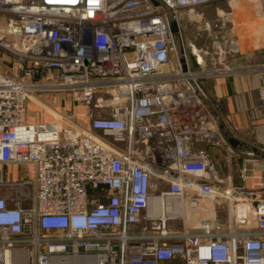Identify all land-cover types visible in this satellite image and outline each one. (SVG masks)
<instances>
[{
  "label": "built area",
  "instance_id": "obj_1",
  "mask_svg": "<svg viewBox=\"0 0 264 264\" xmlns=\"http://www.w3.org/2000/svg\"><path fill=\"white\" fill-rule=\"evenodd\" d=\"M155 1L0 0V165L22 169L0 174V264H264V197L200 146L215 129L199 79L233 72L240 51L220 31L230 0ZM188 21L211 36L208 67H181ZM257 97L264 119V83ZM28 101L53 120L28 122Z\"/></svg>",
  "mask_w": 264,
  "mask_h": 264
},
{
  "label": "crops",
  "instance_id": "obj_2",
  "mask_svg": "<svg viewBox=\"0 0 264 264\" xmlns=\"http://www.w3.org/2000/svg\"><path fill=\"white\" fill-rule=\"evenodd\" d=\"M238 3L240 2L235 4L240 6L235 7L237 12L248 5V3H240V5ZM253 6L255 9L259 7L256 0L253 1ZM246 15L241 18V22L246 23V27H251L256 22V18ZM232 21L234 24L233 17ZM247 33L252 39V45L240 48L238 55L230 59V64L235 69L233 72L199 79L205 93V110L215 129V138L200 146L218 164L220 176L230 175L232 185L243 183L249 191L264 197V119L259 113L257 97V89L264 83V70L248 69L250 66L264 65V39L253 35V29ZM182 34L184 35V25ZM205 57L198 55L196 62L190 60V68L208 67L210 63ZM5 67L11 68V63H0V72L6 71ZM40 97L54 110L76 117L75 106L63 94H41ZM26 110L28 122L53 120L50 112L31 101L26 102ZM229 136L237 142L231 144L228 141ZM241 166H247L249 169L248 176L243 181L239 177ZM21 170L19 166L0 165V174L4 173L11 178H17ZM1 192L3 191L0 190Z\"/></svg>",
  "mask_w": 264,
  "mask_h": 264
},
{
  "label": "rangeland",
  "instance_id": "obj_3",
  "mask_svg": "<svg viewBox=\"0 0 264 264\" xmlns=\"http://www.w3.org/2000/svg\"><path fill=\"white\" fill-rule=\"evenodd\" d=\"M231 1H234L235 4L237 2H240V3H244V4L248 3V5H246L247 7L245 9L241 8L240 11L237 12V9L235 7H240V6H237L235 4L230 3V5H232L233 7L228 8L227 5L225 4V2L218 4V6H220L221 8L227 7L225 12L226 11L230 12V16L233 17V19H234V26L233 27L230 26L229 23H227L224 26V28L220 29V31L225 32L227 35H231V34L234 36L238 35L239 37L237 36L236 38H237V40H239L238 44H239L241 49L244 47H248V46L252 45V42H251L252 39L248 36V33H247L249 30L251 32V30L253 29V32H254L253 35L258 36V38L260 36L261 38L264 39V19L261 15V11L259 9L260 4L258 3L259 7L255 9V7L253 6L254 0H231ZM240 3H238V4L240 5ZM249 5H251V6H249ZM251 10H252V12H251ZM215 13H216L215 7H212V6L204 11V14L206 16H208L209 19H211L215 15ZM245 14H247L248 16L252 15L253 17L256 18V22L251 27H248V26L246 27V23L243 24V22H241V18H244L243 16ZM238 15H240V16H238ZM198 23L199 22H196V21H194V23H192V21L191 22L188 21L187 24H185V26H184V35H183V37H184L183 41H184V47H185L184 52H185V55H186L188 61L193 60L194 62H196L198 55H201L202 58H204L205 54H203V51H202L203 49H206L208 52H211L210 47L209 48L205 47V44L210 46L211 36L206 35V34H202L201 36L197 35V32H200V29L198 27ZM177 35L178 34H176V38L178 41L179 36H177ZM241 36H242V38H241ZM242 39H243V43H242ZM254 39H257V38H254ZM244 40H247V42H244ZM188 41L193 43L195 45L196 49L199 51V53L197 52V55H196V53H193L190 50V47L187 45ZM210 56H213V55L210 54ZM73 106H75L74 109H75V113H76L75 114L76 118L81 122L84 119L85 107L82 105H78V104H73ZM205 143H207V142H205ZM27 167H29V166H27ZM23 170H24V172L28 171L26 166L23 168ZM203 202H205L210 207L213 206V203L211 201H203ZM221 205H223V204H221ZM225 213H226L225 210H222V211L217 210V215L219 218L220 217L224 218L226 215ZM189 223L192 224V222H190V220H189Z\"/></svg>",
  "mask_w": 264,
  "mask_h": 264
},
{
  "label": "water",
  "instance_id": "obj_4",
  "mask_svg": "<svg viewBox=\"0 0 264 264\" xmlns=\"http://www.w3.org/2000/svg\"><path fill=\"white\" fill-rule=\"evenodd\" d=\"M155 4L157 3L155 0H152ZM168 24H169V29L172 33L174 34H178L179 32V28H178V24H177V21L175 19H170L168 21ZM179 61H180V64H181V67L183 70H186L187 69V63H186V56H185V53L183 50H181V57L179 58ZM228 141L231 143V144H234L237 142V140H235L233 137L229 136L228 137Z\"/></svg>",
  "mask_w": 264,
  "mask_h": 264
},
{
  "label": "bare ground",
  "instance_id": "obj_5",
  "mask_svg": "<svg viewBox=\"0 0 264 264\" xmlns=\"http://www.w3.org/2000/svg\"><path fill=\"white\" fill-rule=\"evenodd\" d=\"M229 3L235 4V2H234V1H231V0L229 1ZM193 50H194V52L197 54V49H196V47H194ZM193 214H194V216H196V213H193ZM189 216L191 217L190 213H189ZM7 264H9V261L7 262Z\"/></svg>",
  "mask_w": 264,
  "mask_h": 264
}]
</instances>
